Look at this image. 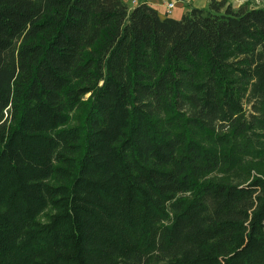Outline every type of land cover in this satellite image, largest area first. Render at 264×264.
Listing matches in <instances>:
<instances>
[{"label": "trees", "instance_id": "1", "mask_svg": "<svg viewBox=\"0 0 264 264\" xmlns=\"http://www.w3.org/2000/svg\"><path fill=\"white\" fill-rule=\"evenodd\" d=\"M263 148L264 4L0 0V264H264Z\"/></svg>", "mask_w": 264, "mask_h": 264}, {"label": "rangeland", "instance_id": "2", "mask_svg": "<svg viewBox=\"0 0 264 264\" xmlns=\"http://www.w3.org/2000/svg\"><path fill=\"white\" fill-rule=\"evenodd\" d=\"M259 154V156H248L244 158L241 167H237L231 174L220 171H213L210 173H206L204 177L205 179H211L213 181L224 179L232 182H239L247 178L248 171H250V174L260 175L264 177V148ZM49 212L50 209L47 208L37 216V219L39 221H45L46 214Z\"/></svg>", "mask_w": 264, "mask_h": 264}, {"label": "crops", "instance_id": "3", "mask_svg": "<svg viewBox=\"0 0 264 264\" xmlns=\"http://www.w3.org/2000/svg\"><path fill=\"white\" fill-rule=\"evenodd\" d=\"M128 8L133 7L140 1H146L148 5H150L152 8H154L159 16H167L171 17L173 19H178L181 17L183 12L186 10V4L191 5L193 7H204L207 3V0H122ZM234 5H238L242 3L244 0H228ZM168 2H172L173 6L169 10L168 13H166V4ZM258 4H264V0H256Z\"/></svg>", "mask_w": 264, "mask_h": 264}, {"label": "built area", "instance_id": "4", "mask_svg": "<svg viewBox=\"0 0 264 264\" xmlns=\"http://www.w3.org/2000/svg\"><path fill=\"white\" fill-rule=\"evenodd\" d=\"M132 2H134V1L132 0ZM172 6H173V3H172V2H168V3L166 4V13L169 12V10L172 8Z\"/></svg>", "mask_w": 264, "mask_h": 264}]
</instances>
